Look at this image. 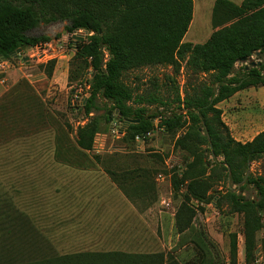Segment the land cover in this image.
Returning a JSON list of instances; mask_svg holds the SVG:
<instances>
[{"label":"rangeland","instance_id":"374dc122","mask_svg":"<svg viewBox=\"0 0 264 264\" xmlns=\"http://www.w3.org/2000/svg\"><path fill=\"white\" fill-rule=\"evenodd\" d=\"M219 1L231 7H220L215 16ZM244 2L193 0L184 42L206 44L217 30L235 22L233 8ZM68 26L67 21L42 22L27 36L49 37L51 42L39 46L38 53L36 47L20 49L9 60H0V264H47L55 258L69 264H113L123 256L143 257L139 264H196L201 253L187 229L180 233L185 224L178 222V216L186 220L188 211L208 259L214 264L227 261L230 236L236 234L238 262L246 264L243 215L230 213L227 202L218 209L217 199L207 204L189 195L188 166L195 154L178 145L187 129L169 134L157 118L154 130L138 144L129 139L126 124L106 101L99 100L97 116L111 111V123L95 122L94 115L74 109L73 101L88 97L93 70L77 56L90 34H69ZM185 66L178 61L175 67L156 63L130 69L123 82L135 97L154 100L134 107L146 108L149 115L183 114L175 101L178 91L183 98L211 83L210 75ZM255 66L263 67L264 75V53L237 64L236 72ZM258 102L264 103L262 86L243 90L236 101L221 105L222 119L231 128L251 124L242 144L264 132V109ZM80 143H92V148ZM206 149L199 147L198 152ZM205 157L214 161L208 153ZM208 174V196L239 189L216 172ZM248 174L264 180V158L254 162ZM243 195L257 198L253 186ZM133 207L145 212L143 219L128 213ZM256 239L258 252L251 264H264V227Z\"/></svg>","mask_w":264,"mask_h":264},{"label":"trees","instance_id":"16d2710c","mask_svg":"<svg viewBox=\"0 0 264 264\" xmlns=\"http://www.w3.org/2000/svg\"><path fill=\"white\" fill-rule=\"evenodd\" d=\"M222 6L231 7L224 1L217 2L215 16ZM233 10L237 15L235 22L217 30L206 44L193 45L184 42L193 19V0H0V60H9L20 49L51 42L49 37L27 36L42 22L67 21L69 34L77 31L90 34L87 42H81L77 49V56L89 61L93 70L82 107L84 113L94 115L95 122L101 119L111 123L115 118L110 113L114 112L120 122H129L126 132L132 142L137 137L146 140L157 118H161L159 126L169 134L187 129L178 145L195 154V160L188 166L189 195L207 204L217 199L218 209L222 202H227L230 213L243 215L245 263L251 264L258 252L257 234L264 227V180H255L248 172L254 162L264 158V132L245 144L236 141L218 105L243 90L264 87L263 67L249 70L244 67V73L236 72V65L244 63V59L248 62L264 53V0H245L241 8ZM178 61L186 63L185 67L195 73L210 75L211 83L194 88L183 98L178 91L175 101L183 114L149 115L146 108H135L134 104L142 106L154 100L135 97L123 82L124 75L137 65L162 63L175 67ZM99 100L111 105V111L107 110L103 116H97ZM80 145L92 148V143ZM203 146L207 147L204 153L198 152ZM205 153L214 157L212 163L206 161ZM209 170L239 189L229 188L225 193L208 196L211 184L204 177L211 176ZM249 186L255 188L256 199L243 195ZM188 212L185 221L178 216V222L185 224L180 233L186 229L191 233V241L201 253L196 264H214L208 259L207 247L194 233V215ZM230 240L227 261L222 264H238V235H231ZM142 258L123 256L113 264H139ZM47 264L69 263L55 258L48 259Z\"/></svg>","mask_w":264,"mask_h":264},{"label":"crops","instance_id":"0c3cea01","mask_svg":"<svg viewBox=\"0 0 264 264\" xmlns=\"http://www.w3.org/2000/svg\"><path fill=\"white\" fill-rule=\"evenodd\" d=\"M188 34V33H187ZM185 40H186V37H185ZM239 97H241V92H239V93H237L236 95H234L233 97H231L229 100H227V101H225V102H223V103H221V104H219L218 105V108L221 110V105H224V104H230V103H232V101H236ZM258 106L259 107H261V110H262V108L264 109V103H260V102H258ZM263 111V110H262ZM229 118H231V117H229ZM259 119L260 118H257V119H254V123H253V125H256V122H258L259 121ZM232 121V120H231ZM224 122H225V120H224ZM226 123V125L230 128V131H231V135H232V137L236 140V141H238V142H243V140L242 139H244L245 137H247L249 134H248V129L246 128V127H250L251 126V124H247V126L245 127V126H243V127H237V126H233V124H232V128L230 127V125L229 124H227V122H225ZM258 134H256L255 136H253L252 137V139L251 140H249V141H253V139L257 136ZM151 210H149L148 212H150ZM128 213L131 215V216H133V217H135V216H139L141 219H143L144 218V214H145V212L143 213L142 211H140L139 209H137L136 207H133L132 209H130L129 211H128ZM241 263V262H240ZM239 262H238V264H240Z\"/></svg>","mask_w":264,"mask_h":264},{"label":"built area","instance_id":"2783aa9c","mask_svg":"<svg viewBox=\"0 0 264 264\" xmlns=\"http://www.w3.org/2000/svg\"><path fill=\"white\" fill-rule=\"evenodd\" d=\"M76 33V32H75ZM74 33V34H75ZM40 47H42V46H40ZM35 49H37V53L39 52V46H37ZM76 93H78V92H76ZM79 93H81V92H79ZM75 97H77V96H75ZM79 98V101L78 100H75V101H73L72 102V106L74 107V109H78V108H82L83 107V105L85 104V102H86V99H85V97H83V96H79L78 97ZM144 142V139L143 138H140V137H137L136 138V143H138V144H140V143H143Z\"/></svg>","mask_w":264,"mask_h":264},{"label":"water","instance_id":"95a60500","mask_svg":"<svg viewBox=\"0 0 264 264\" xmlns=\"http://www.w3.org/2000/svg\"><path fill=\"white\" fill-rule=\"evenodd\" d=\"M19 53H21V50H18V52L17 53H13L12 55H15V54H19ZM243 62H247V60L246 59H244L243 60ZM117 114V113H116ZM127 123H129L128 121H127ZM138 123V122H137Z\"/></svg>","mask_w":264,"mask_h":264},{"label":"flooded vegetation","instance_id":"af4514ba","mask_svg":"<svg viewBox=\"0 0 264 264\" xmlns=\"http://www.w3.org/2000/svg\"><path fill=\"white\" fill-rule=\"evenodd\" d=\"M125 124H126V127H127L129 123L125 122Z\"/></svg>","mask_w":264,"mask_h":264}]
</instances>
